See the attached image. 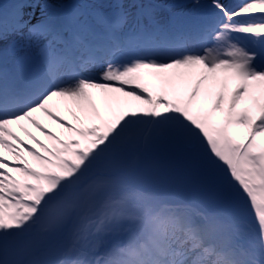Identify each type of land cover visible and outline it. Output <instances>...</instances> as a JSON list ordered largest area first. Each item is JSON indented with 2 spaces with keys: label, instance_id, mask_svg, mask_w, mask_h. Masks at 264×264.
I'll return each mask as SVG.
<instances>
[{
  "label": "snow or ice",
  "instance_id": "1",
  "mask_svg": "<svg viewBox=\"0 0 264 264\" xmlns=\"http://www.w3.org/2000/svg\"><path fill=\"white\" fill-rule=\"evenodd\" d=\"M186 9H0V264H264V0Z\"/></svg>",
  "mask_w": 264,
  "mask_h": 264
},
{
  "label": "rangeland",
  "instance_id": "2",
  "mask_svg": "<svg viewBox=\"0 0 264 264\" xmlns=\"http://www.w3.org/2000/svg\"><path fill=\"white\" fill-rule=\"evenodd\" d=\"M13 1L16 2V0H0V9H4V10L11 9V7L13 6ZM96 100H97L98 106L101 108L102 111H104V109H105V102L103 100H101L99 97H97ZM132 102H133V100H131V98L128 99V102L127 103H125L124 101H121L119 107L120 108L128 107L129 105H131ZM57 103H59V107H60L61 114L64 115V116H66L67 119L72 120L73 122H76L75 119H74V117L67 110V108L63 105V103L62 102H57ZM137 103L139 104L140 102H137ZM41 120H42L43 123L48 124V126L51 127L53 129V131H57V132H60L61 131L60 126L57 125V124H55V122L52 121L47 116H44L43 115L42 118H41ZM21 135H23V133H21ZM37 135H39L42 139H46V137L44 136V134L43 133H40L39 131H37ZM170 195L180 196V195H186V193H182V192H172V193H170Z\"/></svg>",
  "mask_w": 264,
  "mask_h": 264
},
{
  "label": "bare ground",
  "instance_id": "3",
  "mask_svg": "<svg viewBox=\"0 0 264 264\" xmlns=\"http://www.w3.org/2000/svg\"><path fill=\"white\" fill-rule=\"evenodd\" d=\"M223 2L227 4H239L242 2V0H223ZM186 3L188 4V9L186 11H195V12H206L207 11V6L211 4V0H199V4L202 6L201 8L197 9L195 7L197 0H186ZM229 89H232L235 87V82L234 81H229ZM219 91V88L213 90V96H215V93ZM138 104L137 101H133L131 105ZM208 106H211V98L208 100ZM42 114L40 115V118H42Z\"/></svg>",
  "mask_w": 264,
  "mask_h": 264
}]
</instances>
